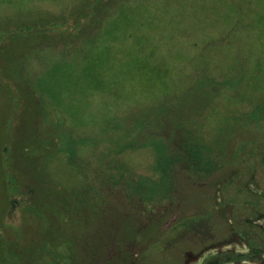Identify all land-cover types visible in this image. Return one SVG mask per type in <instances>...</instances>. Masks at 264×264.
I'll return each mask as SVG.
<instances>
[{
    "label": "rangeland",
    "instance_id": "374dc122",
    "mask_svg": "<svg viewBox=\"0 0 264 264\" xmlns=\"http://www.w3.org/2000/svg\"><path fill=\"white\" fill-rule=\"evenodd\" d=\"M185 137L208 171L171 161ZM261 149L264 0H0V264H123L174 218L243 216ZM136 205L164 214L137 238ZM173 236L145 264L195 256Z\"/></svg>",
    "mask_w": 264,
    "mask_h": 264
},
{
    "label": "flooded vegetation",
    "instance_id": "af4514ba",
    "mask_svg": "<svg viewBox=\"0 0 264 264\" xmlns=\"http://www.w3.org/2000/svg\"><path fill=\"white\" fill-rule=\"evenodd\" d=\"M263 150L264 149H261L260 151ZM257 152L259 151L254 150L252 154L257 156ZM259 156H261L260 160L264 166V152L258 155L257 158H259ZM243 188L246 190L248 189L245 186H243ZM247 191L249 192L250 190ZM252 197L253 194L250 192L247 199L242 201V207L244 209L242 210L244 213L243 216H237L238 210L235 207V202L232 201H224V205L231 207L232 214L234 215L230 218L222 220L219 211L220 206L217 210L220 219L210 216L209 213H213V209L209 213H202V215L209 214V221L207 223H200L197 232V252L194 256V254L190 252L192 251L193 246L189 247L186 250L187 252L185 255L187 258H185L183 264H188L190 259L193 258L196 260L202 258L200 264H253L259 260L261 262L260 264H264V192L255 194L254 198ZM140 207L137 205L135 206V208ZM119 224H121V222ZM172 224L173 223L171 222L170 226ZM120 238L124 241L129 240V238H123L120 235L117 242ZM239 242L241 244L239 246L241 249L237 248ZM184 247H186V245ZM213 249L215 250L214 253L204 256L207 252ZM108 250L109 252L111 251L110 249ZM128 254L132 255V252H129ZM112 257L111 255H108V260L112 259ZM124 259L123 264L125 261Z\"/></svg>",
    "mask_w": 264,
    "mask_h": 264
},
{
    "label": "trees",
    "instance_id": "16d2710c",
    "mask_svg": "<svg viewBox=\"0 0 264 264\" xmlns=\"http://www.w3.org/2000/svg\"><path fill=\"white\" fill-rule=\"evenodd\" d=\"M180 143L181 144H179V145H181V148L179 150L174 151V154H173V157L171 160L173 163L177 162V161L179 162L180 160H182L181 164H182V169H183L184 167H191V165H196L197 163H200V161H202L208 167V168L203 167L204 170H206V171H208V169H210L211 166H213L212 160H210L211 162L208 161V158L206 157V154L204 152L205 150H203V149H206L204 147V144L195 143L192 146H195V150H197V151H198L199 147H202L203 157L205 156L207 158L206 160L203 158H198V156H195L196 155L195 153H193L191 150L188 149L191 146V144L189 145V141H187L186 137L182 138ZM169 204H172V202L168 199L161 205L162 209H165ZM130 211H135L137 213V215L139 214L138 219L136 220V226L137 227L135 228V233L138 234V235L134 236L136 238L138 236H141L140 233L146 232V230H148L149 227H152L151 228V230H152L154 228V226H156V220H159V218H163L160 215H164L163 213H160L159 215H157L156 212H154V211L152 213H149V211H147L144 206H141L140 208H135V209L133 208L132 210L130 209ZM209 214H205V215L199 214V215H192V216H188V217H181L178 219L177 218L174 219L172 222L173 223L172 226L171 227L169 226V228L166 230L167 235L169 232H172V234H174V236L169 240V242H167L166 246L168 248H170L171 246L176 247L177 245H180L184 240L187 241V243H189V242L193 241V238H198L197 232L199 229V225L202 222L207 223L209 221ZM118 225L119 224L114 225V226H118ZM151 230H150V232H151ZM61 232L62 231H60V233ZM167 235L166 234L162 235V239H160V238L155 239V236H153V235L150 236V238H149L150 244H148L149 246H144V247L142 246L141 250L137 254L129 255L131 257L130 260H125V259H127V257L126 258L123 257V259L125 258L124 264H145L147 261V258H145L146 257L145 253H147L146 250L148 251L149 248H153L151 246V243H154L156 241H160V244H161V242L165 239V237H167ZM188 236L192 237V239L187 238ZM69 237H71V235H69ZM111 239H113V237H111L110 240ZM47 240H48L47 241L48 244L52 243L51 240H49V239H47ZM142 240H144L145 242L148 241L147 239H145V237H142ZM2 241L7 243L10 247H12L15 244V241L14 242L6 241V239L4 237H2ZM188 248L189 247H186L185 249H188ZM107 254H108V251L106 250L105 255H107ZM94 255L95 256H93L90 259V264H116V261L115 262L111 261L112 259L108 260V257L102 260L100 258V255H102V253L101 254H94ZM32 257H34L35 260H32ZM32 257L27 259V260H29L28 262H31L30 264L37 263L39 261L36 256H32ZM27 260L25 261V264L26 263L28 264ZM91 260H92V262H91ZM179 260H180L179 264H181V259L179 258Z\"/></svg>",
    "mask_w": 264,
    "mask_h": 264
}]
</instances>
